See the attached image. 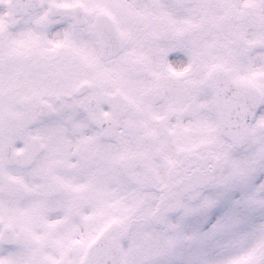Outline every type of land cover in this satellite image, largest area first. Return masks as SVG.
Listing matches in <instances>:
<instances>
[{"label":"snow or ice","instance_id":"1","mask_svg":"<svg viewBox=\"0 0 264 264\" xmlns=\"http://www.w3.org/2000/svg\"><path fill=\"white\" fill-rule=\"evenodd\" d=\"M0 264H264V0H0Z\"/></svg>","mask_w":264,"mask_h":264}]
</instances>
